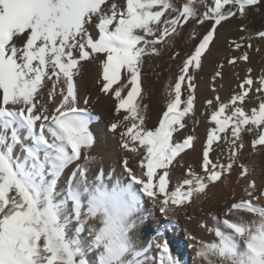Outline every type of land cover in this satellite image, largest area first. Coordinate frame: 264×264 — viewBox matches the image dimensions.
<instances>
[{
  "label": "snow or ice",
  "instance_id": "1",
  "mask_svg": "<svg viewBox=\"0 0 264 264\" xmlns=\"http://www.w3.org/2000/svg\"><path fill=\"white\" fill-rule=\"evenodd\" d=\"M261 6L264 0H0V264H181L164 233L177 211L209 186H227L234 167L246 181L241 197L233 198L223 218H214L216 226L201 224L214 240L191 239L204 264H264V188L239 163L245 132L254 136L253 150L264 148V74L257 79L248 68L239 91L225 102L215 86L224 64H217L210 89L215 95L204 101L211 126L200 171L187 166L170 187L182 154L195 151V129L180 140L175 134L195 117L197 74L219 28ZM186 28L195 43L166 85L158 126L149 129L144 58L159 56ZM239 31L246 35L228 43L240 51L227 59L233 67L250 63L246 49L253 36L245 24ZM255 37L264 40V30ZM179 57L174 52L170 58ZM94 61L102 65L101 91L114 99L122 121L130 122L120 147L140 157L139 172L123 158V178L114 169L90 167L98 159L92 154L98 140L92 114L79 107L77 77L83 62ZM253 99L256 104L246 108ZM110 127L115 131L120 124ZM221 143L227 154L222 149L213 158ZM145 197L162 218L148 244L135 235Z\"/></svg>",
  "mask_w": 264,
  "mask_h": 264
},
{
  "label": "bare ground",
  "instance_id": "2",
  "mask_svg": "<svg viewBox=\"0 0 264 264\" xmlns=\"http://www.w3.org/2000/svg\"><path fill=\"white\" fill-rule=\"evenodd\" d=\"M237 20L224 23L223 27L219 28L218 37L214 46H212L211 53L203 61V70L197 74L196 83L198 87L195 117L187 120L186 129L176 133L175 139H182L185 135L191 133L193 129H195L198 139L195 143V151L188 150L187 154H182L183 160L181 164L173 169L170 187H175L178 179L183 177L187 166H191L197 172L200 171L201 149L206 139L207 129L211 126L207 122L205 115L207 109L204 101L215 95L210 90L212 87V79H210L209 75L214 67H212L211 60L215 56L225 55V38L229 34V31L232 30L234 33L232 27L237 26ZM250 24L252 25L254 23ZM92 34L94 36L96 35L95 30H92ZM234 34L235 36H241V33L239 34L238 32ZM168 52L165 50L159 56L153 57L157 62V67L150 76L142 78L144 89L142 103L148 106L145 126L149 129H154L158 126L168 101L166 85L170 80H174L171 75L173 71L169 73V71L165 70L166 63L164 62V56ZM239 82L240 80L236 76L233 78L224 76L223 79L215 82L217 92L223 101H228L231 95L239 91L237 87ZM77 84L80 99L79 107L86 108L92 114L93 119L90 128L95 132L98 140V146L92 153L93 155H97L98 159L94 164L90 165L91 169L95 170L98 167H103L105 171L114 169L115 174L123 178L121 161L124 157H128L129 165L133 170L139 172L138 162L140 157L128 153L120 147L122 140L121 133L130 122L122 121L123 113L119 115L116 113V102L114 99L101 91L102 65L98 61L83 62L81 74L77 77ZM46 93L47 89H45V95ZM85 98L89 100L88 104H84L83 101ZM255 104V99L248 101L246 108L251 109ZM194 120L199 121V123H194ZM113 123L120 124V127L115 131H112L110 127ZM244 143L246 146L240 153L239 163L246 165L249 169L248 178L255 180L259 188H264V148L258 146L256 150H253L251 142L244 140ZM222 149L224 150V155H226L227 145L221 143L211 153L212 157L216 158L218 155H221ZM100 157H102V162ZM238 172L239 168L234 167L232 174L228 177L229 183L227 186L219 182L216 185H211L206 193L202 194L200 198L195 199L191 205L177 211L174 222L162 238L168 241L170 250L181 261V264H204L196 255L198 245L191 237L195 236L197 240L203 241H212L215 239L212 234L201 227V224H206L209 228L216 226L217 220L214 218H223V212L227 205L232 202L233 198L239 199L241 197L242 188L246 181L238 178ZM61 184H63V180ZM242 215L246 220L251 219L248 214ZM141 216L143 219L137 221L135 235L138 242L148 244L156 238V230L162 218L151 206L150 202L147 201L146 197ZM153 252H155V249H153Z\"/></svg>",
  "mask_w": 264,
  "mask_h": 264
},
{
  "label": "rangeland",
  "instance_id": "3",
  "mask_svg": "<svg viewBox=\"0 0 264 264\" xmlns=\"http://www.w3.org/2000/svg\"><path fill=\"white\" fill-rule=\"evenodd\" d=\"M117 2L120 3V2H123V0H117ZM262 9L264 12V6H261L260 10H262ZM237 21H238L237 23H239V24H246V19L245 20H237ZM262 26H263V24H261V27ZM232 29L234 30V33H237L239 30V27L234 26V27H232ZM198 31H200L202 33L204 31V29L200 28V29H198ZM234 33L232 30L229 31V34L225 38L226 41L224 44L226 47V52L231 51L235 54L240 55L239 52H235L234 50H232L228 47V43L230 41L238 40V38L240 37L239 35H238L239 37L235 36ZM257 42L259 43V42H261V40L258 39ZM194 43L195 42L192 39H190V37H189V30L186 28L181 36L174 38V43L172 46L161 48V52L165 51V50H167V52L169 51L164 56V62L166 63L165 70L169 71V73H171L173 71L171 74L173 78H175V75L177 74L178 66L180 65L182 60L185 58L186 54L192 49ZM246 50L248 51L249 56H250V63L245 62V61H240L234 67L229 66L226 63V65H224V69H223V71H224L223 78H224V76H229L231 78L236 76V78H239V80L241 81L242 79H244L246 77L248 68L253 69L252 74L257 79L259 78L260 75L264 74V44L261 47V49H257V50L256 49H252V50L246 49ZM241 51H242V49H241ZM174 52H180V57L175 59V60L170 58ZM153 57H155V56H147L144 58V63L142 66V78L150 76L153 73V71L155 70V68L157 67V62L153 59ZM164 62H162V63H164ZM216 69H217V66L212 68V71L210 72V75H209L210 79H212V76H213L214 72L216 71ZM165 70H163V71H165ZM255 73H256V75H255ZM218 80H220V79L218 78L215 82H217ZM44 100H47L46 95L44 96ZM42 102H45V101H42ZM190 119H193V118H188L187 120H190ZM91 131L95 134V132L93 130H91ZM194 134L196 135L195 132H194ZM253 139H254V136L252 134H249L247 132H245L243 134V140L251 142Z\"/></svg>",
  "mask_w": 264,
  "mask_h": 264
},
{
  "label": "crops",
  "instance_id": "4",
  "mask_svg": "<svg viewBox=\"0 0 264 264\" xmlns=\"http://www.w3.org/2000/svg\"><path fill=\"white\" fill-rule=\"evenodd\" d=\"M201 11H203V8H201ZM256 13V14H255ZM259 19V20H257ZM250 20V21H249ZM255 21V22H253ZM258 21V22H257ZM250 23H254V24H250ZM258 23V24H257ZM249 24V25H248ZM261 24H263V26L261 27ZM239 25L241 24H237V26L239 27ZM249 28V31L250 33L252 34L253 36V39L250 41V43L252 44V48H250L251 50L252 49H261V47L263 46L264 44V40H261V42H257V40L259 38H256L255 37V33L259 30H264V12H263V9L259 11H252L248 14V17L246 19V24ZM236 27V26H235ZM252 27V28H251ZM254 27V28H253ZM238 33L240 34L241 32L238 30ZM241 35H246L245 33H241ZM242 51H244V49H242ZM235 52H239L240 51H235ZM225 55H220V56H215L213 57V60H211V63H212V66L216 67L218 63H223L224 65H226L227 63V59L231 56H236L238 54H235L231 51H228L224 53ZM229 55V56H228Z\"/></svg>",
  "mask_w": 264,
  "mask_h": 264
}]
</instances>
